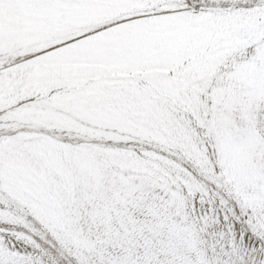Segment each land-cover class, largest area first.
<instances>
[{
	"label": "snow or ice",
	"instance_id": "6c2138e0",
	"mask_svg": "<svg viewBox=\"0 0 264 264\" xmlns=\"http://www.w3.org/2000/svg\"><path fill=\"white\" fill-rule=\"evenodd\" d=\"M0 264H264V0H0Z\"/></svg>",
	"mask_w": 264,
	"mask_h": 264
},
{
	"label": "bare ground",
	"instance_id": "6f19581e",
	"mask_svg": "<svg viewBox=\"0 0 264 264\" xmlns=\"http://www.w3.org/2000/svg\"><path fill=\"white\" fill-rule=\"evenodd\" d=\"M239 22L240 21H235L233 25L230 24V26L227 25V23H224L226 24V26H223V25L219 27L213 26L210 30L199 34L198 37H196V39L198 40V42L203 43V44H208V45L214 44L218 41L234 40L236 39V37H234L233 34L232 35L229 34V32H231L230 31L231 27L238 26ZM225 36H228V38H226Z\"/></svg>",
	"mask_w": 264,
	"mask_h": 264
},
{
	"label": "rangeland",
	"instance_id": "374dc122",
	"mask_svg": "<svg viewBox=\"0 0 264 264\" xmlns=\"http://www.w3.org/2000/svg\"><path fill=\"white\" fill-rule=\"evenodd\" d=\"M235 21H240V22H239L238 26H234V27L232 26L231 27V29H230L231 32H229V34H231V35L233 34L234 37H236V39L239 37H242V35L244 36L246 34V32L250 31L253 27V24L250 21L243 20L240 18H237V19H234V20L228 22L227 25H229V26H230V24L233 25V23ZM221 25L226 26V24H221ZM221 25H216V27L217 26L219 27ZM225 37L228 38V36H225Z\"/></svg>",
	"mask_w": 264,
	"mask_h": 264
}]
</instances>
